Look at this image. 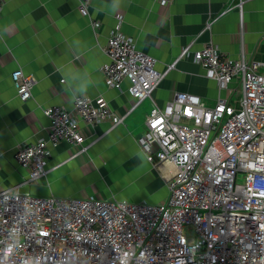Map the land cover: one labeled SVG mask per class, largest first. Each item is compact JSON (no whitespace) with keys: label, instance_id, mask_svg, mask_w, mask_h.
Segmentation results:
<instances>
[{"label":"built area","instance_id":"1","mask_svg":"<svg viewBox=\"0 0 264 264\" xmlns=\"http://www.w3.org/2000/svg\"><path fill=\"white\" fill-rule=\"evenodd\" d=\"M92 1L79 0L82 15ZM3 7L0 0V16ZM122 20L108 39L102 73L111 90L125 92L128 82L133 104L118 115L102 98L78 96L71 111L44 109L47 138L16 152L26 180L0 191V264H264V59H233L213 44L192 52L190 44L178 59L192 58L216 82V104L176 92L159 106L153 95L175 64L158 71L156 59L121 32ZM11 79L20 101L33 99L34 75L16 69ZM148 100L152 109L138 141L150 164L174 167L165 202L21 192L47 176L61 143L89 149L80 122L116 128Z\"/></svg>","mask_w":264,"mask_h":264},{"label":"crops","instance_id":"2","mask_svg":"<svg viewBox=\"0 0 264 264\" xmlns=\"http://www.w3.org/2000/svg\"><path fill=\"white\" fill-rule=\"evenodd\" d=\"M102 3L93 0L84 16L79 0H4L0 16V191L26 180L16 152L27 143L47 138L49 120L44 109L73 110L76 97L62 83V74L77 70L90 81L87 97L104 99L118 115L131 107L128 82L125 92L111 90L102 73L108 63L104 50L119 16L123 17L121 32L134 40L139 51L156 59L158 71L175 64L153 95L159 106L176 92L198 95L210 107L216 104V82L192 58L178 59L190 44L192 52L213 44L233 59L241 54L264 59V0H175L168 6L158 0H122L114 13L102 11ZM16 69L38 79L33 99L25 103L11 79ZM151 109V101H145L116 128L107 122L94 127L80 122L89 149L81 152V146L61 143L52 151L47 176L23 185L21 192L41 197L165 202L174 167L150 164L138 141L146 131L145 119Z\"/></svg>","mask_w":264,"mask_h":264},{"label":"clouds","instance_id":"3","mask_svg":"<svg viewBox=\"0 0 264 264\" xmlns=\"http://www.w3.org/2000/svg\"><path fill=\"white\" fill-rule=\"evenodd\" d=\"M121 6L122 0H103L101 10L114 13ZM62 83L71 89L73 98L87 96L90 81L82 78L77 70L73 69L69 74H62Z\"/></svg>","mask_w":264,"mask_h":264}]
</instances>
